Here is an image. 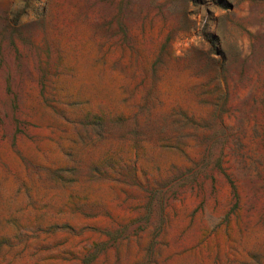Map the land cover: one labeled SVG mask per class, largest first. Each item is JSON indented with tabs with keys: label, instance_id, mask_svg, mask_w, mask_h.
Here are the masks:
<instances>
[{
	"label": "rangeland",
	"instance_id": "1",
	"mask_svg": "<svg viewBox=\"0 0 264 264\" xmlns=\"http://www.w3.org/2000/svg\"><path fill=\"white\" fill-rule=\"evenodd\" d=\"M0 264H264V0H0Z\"/></svg>",
	"mask_w": 264,
	"mask_h": 264
}]
</instances>
